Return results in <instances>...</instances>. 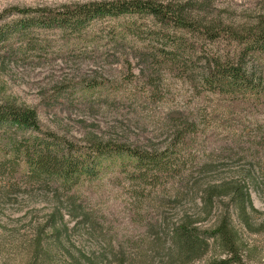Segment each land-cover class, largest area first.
<instances>
[{
  "label": "rangeland",
  "instance_id": "rangeland-1",
  "mask_svg": "<svg viewBox=\"0 0 264 264\" xmlns=\"http://www.w3.org/2000/svg\"><path fill=\"white\" fill-rule=\"evenodd\" d=\"M85 1L0 0V99L33 107L38 118V129L0 128V264H22L35 228L55 210L67 224L60 252L143 264L149 226L192 213L198 189L221 182L242 185L252 208L242 217L232 195L217 197L201 225L226 212L241 264H264V53L255 56L229 32L253 23L264 0H188L213 28L210 37L206 25L182 29L137 12L15 26L23 15L15 6L60 11ZM241 47L261 63L260 91L209 89L205 59ZM45 139L93 169L69 184L31 177L20 150ZM93 140L157 153L163 170L110 151L94 158ZM213 253L211 244L192 264Z\"/></svg>",
  "mask_w": 264,
  "mask_h": 264
},
{
  "label": "trees",
  "instance_id": "trees-1",
  "mask_svg": "<svg viewBox=\"0 0 264 264\" xmlns=\"http://www.w3.org/2000/svg\"><path fill=\"white\" fill-rule=\"evenodd\" d=\"M13 10L23 14L15 20V26L20 28L34 25L66 27L77 23L79 19L137 12L150 15L160 24L170 23L171 26L182 29H196L203 24L206 25L208 37L214 33L213 28L208 26L209 22L202 21V16L188 0H90L64 6L60 11L45 6H15ZM229 29L230 34L237 41L248 45L255 56L264 53V12L259 14L253 23L242 26L240 31ZM246 54L247 50L241 47L230 57L214 55L206 58L201 73L207 87L213 91L230 93L236 90L250 94L260 91L263 85L261 63L246 60ZM2 127L38 129L35 108L18 104L12 99H0V128ZM93 141L94 158L110 151L123 154L142 164H150L153 171L163 170L165 160L157 153L125 142ZM33 142H36V137ZM33 142L20 150L25 157L28 172L33 178L44 175L62 184H69L82 172L89 173L93 169L82 155H68L59 150L54 142L46 139L39 140L37 144ZM9 143L13 145L14 140L9 139ZM13 152L16 153V150ZM198 191L199 205L192 213L182 211L173 220L164 217L149 226L151 237L146 243L148 252L146 255L143 254L144 257L139 262L192 264L195 260L203 258L213 244L218 253L208 256L202 264L242 263L239 235L228 214L220 213L209 226H202L200 221L203 219L202 214L209 215L213 200L225 195H232L235 198V209L243 217L246 215V207L252 208L248 192L236 182L206 184ZM73 214L77 216L75 212ZM242 219L246 221V218ZM66 231L67 224L62 220V213L59 210L50 213L44 219V223L35 228L33 236L29 239L27 257L22 264H111L110 259L103 258L102 253L78 252L77 255H73L68 251L67 254L60 252L58 248L61 238L67 234ZM115 264L135 263L122 258Z\"/></svg>",
  "mask_w": 264,
  "mask_h": 264
}]
</instances>
